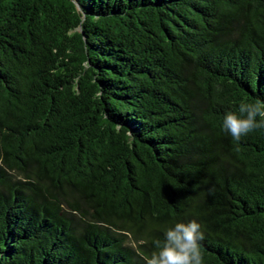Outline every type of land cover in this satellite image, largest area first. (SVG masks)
<instances>
[{"label": "trees", "instance_id": "1", "mask_svg": "<svg viewBox=\"0 0 264 264\" xmlns=\"http://www.w3.org/2000/svg\"><path fill=\"white\" fill-rule=\"evenodd\" d=\"M264 0H0V264H264ZM260 119L259 117L257 118Z\"/></svg>", "mask_w": 264, "mask_h": 264}, {"label": "clouds", "instance_id": "2", "mask_svg": "<svg viewBox=\"0 0 264 264\" xmlns=\"http://www.w3.org/2000/svg\"><path fill=\"white\" fill-rule=\"evenodd\" d=\"M238 111L239 115L227 112L222 124L223 130L236 142L250 132L264 128V101L241 103ZM200 227L192 220L177 222L167 228L163 241H154L157 251L146 260V264H203L200 241L204 236Z\"/></svg>", "mask_w": 264, "mask_h": 264}]
</instances>
